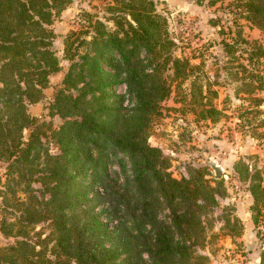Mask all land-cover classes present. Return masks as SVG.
<instances>
[{
  "label": "trees",
  "instance_id": "trees-1",
  "mask_svg": "<svg viewBox=\"0 0 264 264\" xmlns=\"http://www.w3.org/2000/svg\"><path fill=\"white\" fill-rule=\"evenodd\" d=\"M70 3L0 0V162L6 164L0 233L15 238L0 245V264H199L193 247L173 240V228L194 231V209H204L197 199L214 202L210 187L194 176L171 177L165 158L147 136L161 115L162 100L173 91L181 105L174 109L192 111L199 120H219L222 110L207 100L216 97V90H203L201 84H192L190 93L183 90L198 66L172 56L175 45L165 17L151 0H114L107 3L103 21L83 10L78 28L63 36L62 59L69 64L47 106V116L59 117L60 124L31 116L26 105L44 98L49 76L60 69L50 26ZM235 3L242 17L264 33V0ZM239 40L244 41L240 31L224 42L225 52L233 53ZM254 45L257 59L264 50ZM167 68L172 76L164 74ZM241 68L248 73L242 92L253 104L245 110L253 117L264 115L259 109L263 99L255 94L263 89L262 78ZM121 83L132 100L127 107L122 106L124 94L106 90ZM239 119V127L251 135L264 128V117H254L255 124L246 116ZM118 153L131 164L132 177L126 182L107 169L110 156ZM119 163L124 171V158ZM82 172L90 174L86 186L75 180ZM253 177L250 191L256 202L264 188L261 176ZM96 183L104 188L101 197L109 202V219L124 213L130 226L120 220L109 230L90 211L86 193ZM183 204L193 210L185 206L181 211ZM163 207L170 208L172 224L157 218ZM39 222L46 223V232L35 230ZM261 257L264 261V252Z\"/></svg>",
  "mask_w": 264,
  "mask_h": 264
},
{
  "label": "rangeland",
  "instance_id": "rangeland-1",
  "mask_svg": "<svg viewBox=\"0 0 264 264\" xmlns=\"http://www.w3.org/2000/svg\"><path fill=\"white\" fill-rule=\"evenodd\" d=\"M112 1L71 0L64 10L53 17L50 26L54 32L52 48L59 57L60 69L49 76L44 98L26 105L31 116L60 124L59 117L47 116V106L69 64L62 59L63 36L78 28L83 10L97 15L103 21L101 16L108 15L105 8ZM151 1L156 12L165 17L169 37L175 45L171 50L172 56L187 59L198 66L192 69L183 82V90L190 93L192 84H201L203 90L211 87L217 95H209L207 100L223 112L215 122L199 120L192 111L176 110L181 105L175 102L176 92L173 91L162 100L161 115L152 121L147 142L160 150L169 175L177 180L196 177L198 181L209 185V193L214 198L213 203L205 202L202 197L197 199L198 204H204V209L199 213L198 209H194L197 210L196 217L198 214L195 222L199 226L196 223L194 231L184 229L183 233L173 228V240L193 247V258L199 264H264L261 257L264 252V196L255 202L250 191L255 182L254 175L261 176L264 188V128H258V135L254 136L248 129L243 131L238 125L241 116L248 117L253 124L256 123L254 117H264L261 114L253 117L245 110L253 104L250 95L242 92L245 87L242 78H246L248 73L241 68L244 65L248 72L261 76L263 89L255 94L263 99L259 109L264 110V51L256 59L252 49L255 43L264 50V33L242 17L236 0ZM105 22L112 26L110 21ZM238 31L244 41L239 40L233 53L225 52L224 42L237 38ZM141 55H144V50H141ZM164 74L172 76V69L167 68ZM243 80L246 82L248 79ZM106 90L111 95L124 94L122 106L131 105L132 100L124 84ZM108 101H111V96ZM120 158H124V171L120 168ZM212 161L222 168L218 178L209 164ZM5 165L0 162V183L4 179ZM107 169L120 182L132 177L129 158L123 153L112 154ZM89 175L88 172L78 173L75 180L86 186ZM103 192L104 188L99 183L88 189L86 205L90 211L109 230H113L120 220L130 226L127 214L120 213L109 219V202L101 197ZM185 206L191 209L183 204L181 211ZM157 218L172 224L170 208L159 209ZM46 226L45 222H39L35 230L46 232ZM14 239L0 233V245L13 243ZM142 258L149 261L146 252L142 253Z\"/></svg>",
  "mask_w": 264,
  "mask_h": 264
},
{
  "label": "water",
  "instance_id": "water-1",
  "mask_svg": "<svg viewBox=\"0 0 264 264\" xmlns=\"http://www.w3.org/2000/svg\"><path fill=\"white\" fill-rule=\"evenodd\" d=\"M209 164L214 170L215 177L218 178L222 174V168L213 161L209 162Z\"/></svg>",
  "mask_w": 264,
  "mask_h": 264
}]
</instances>
